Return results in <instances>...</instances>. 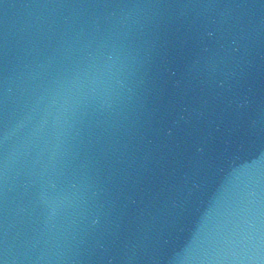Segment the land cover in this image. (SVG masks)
<instances>
[{
    "label": "water",
    "instance_id": "1",
    "mask_svg": "<svg viewBox=\"0 0 264 264\" xmlns=\"http://www.w3.org/2000/svg\"><path fill=\"white\" fill-rule=\"evenodd\" d=\"M256 201L264 0H0V264H215Z\"/></svg>",
    "mask_w": 264,
    "mask_h": 264
},
{
    "label": "clouds",
    "instance_id": "2",
    "mask_svg": "<svg viewBox=\"0 0 264 264\" xmlns=\"http://www.w3.org/2000/svg\"><path fill=\"white\" fill-rule=\"evenodd\" d=\"M252 219L233 239L224 254L213 257L215 264H264V209L256 201ZM209 264H212L210 261Z\"/></svg>",
    "mask_w": 264,
    "mask_h": 264
}]
</instances>
